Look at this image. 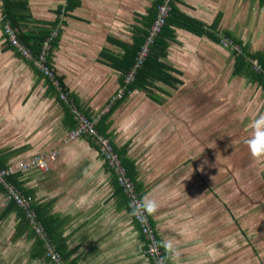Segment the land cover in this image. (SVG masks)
<instances>
[{
    "label": "crops",
    "instance_id": "obj_1",
    "mask_svg": "<svg viewBox=\"0 0 264 264\" xmlns=\"http://www.w3.org/2000/svg\"><path fill=\"white\" fill-rule=\"evenodd\" d=\"M159 1L72 0V7L64 9L63 0H0L1 79L14 69L20 77L12 97L9 85L0 82V153L7 157V166L40 152H58L47 172H20L16 182L19 192L32 197L36 213L49 223V238L65 264L151 263L143 254L138 224L113 171L88 137L67 140L74 121L66 117L59 99L61 87L71 104L94 120L96 129L98 125L104 130L116 151L124 150V157L133 162L135 183L143 192L140 199L147 197L159 205L148 215L151 225L160 242L171 240L179 250L177 264H201L206 253L198 243L202 231L196 233L185 225V212L174 203L184 174L179 166L186 151L187 124L218 117L217 102L209 101L205 110L200 99L205 92L189 100L186 90L217 91L221 81L230 107L234 91V99L241 97L243 105L264 94V86L248 78L254 73L249 64L235 75L232 51L180 21L181 26L171 28L173 39L163 61L180 73L183 83L175 88L155 83L151 96L156 100L143 90L132 91L107 112ZM173 4L179 16L209 33L228 36L245 55L264 63V0H175ZM5 11H10L18 37L31 44L47 37L53 27L59 29L46 53L57 87L8 45L2 24ZM7 122H14L15 128L11 130ZM174 138L177 141H171ZM9 203L0 189V264H51L41 241L22 224L19 208L7 211ZM210 256L206 259L211 261Z\"/></svg>",
    "mask_w": 264,
    "mask_h": 264
},
{
    "label": "rangeland",
    "instance_id": "obj_2",
    "mask_svg": "<svg viewBox=\"0 0 264 264\" xmlns=\"http://www.w3.org/2000/svg\"><path fill=\"white\" fill-rule=\"evenodd\" d=\"M13 65L11 59V69ZM14 72L3 79L0 75V82L9 85L11 97L20 79ZM220 82L217 91L186 90L189 100L205 92L200 98L202 108L209 101L217 102L218 117L217 121L187 124L186 151L179 166L184 174L176 186L174 203L185 212L187 221L183 223L197 229L196 233L202 231L198 243L206 253L201 264H264V157L253 159L244 143L251 135L252 120L264 115V94L243 105L241 97L234 99V91L230 107L226 103L229 95ZM8 125L15 128L14 122ZM209 256L211 261L206 259Z\"/></svg>",
    "mask_w": 264,
    "mask_h": 264
},
{
    "label": "built area",
    "instance_id": "obj_3",
    "mask_svg": "<svg viewBox=\"0 0 264 264\" xmlns=\"http://www.w3.org/2000/svg\"><path fill=\"white\" fill-rule=\"evenodd\" d=\"M68 0H63L62 7L65 8ZM175 0H161V3L157 6L156 17L147 30V34L144 38L143 44L137 51L135 60L130 70L124 75L123 84L125 86L131 84L135 78L136 72L143 65L150 47L154 43L155 38L160 33L161 28L165 23L171 4ZM3 32L6 37L8 45L15 50L22 58L30 61L34 68L38 70L43 76L49 79L54 86H58L53 71L46 64V53L49 49L48 41L42 44L41 51L37 57H33L30 50L23 45L19 39L16 31L11 27L9 22L3 24ZM57 30H54L51 37H54ZM219 46L228 50L240 53L241 50L238 45L234 44L231 39L225 36H219ZM250 69L258 75H261L264 79V69L253 59H247ZM125 92V87H121L117 93L111 98L110 103L122 98ZM60 100L70 107V111L74 121V127L68 132L67 140H75L82 136H86L92 142L97 149L99 155L105 161L107 167L113 171L116 182L121 188L122 194L127 198L129 211L133 220L138 224L140 234L144 241L143 254L150 261L151 264H168L162 259L163 252L159 247V240L155 229L151 225L150 217L141 211L138 207L141 199L136 193L135 186L130 178L127 176L125 169L123 168L118 154L114 151L112 144L108 138L100 134L96 129V122L89 119L85 115L76 109L71 102L67 94L60 93ZM58 152L56 150H50L35 154L25 160H19L14 164L7 165L5 168H0V186L2 187L6 201L13 202L17 208L20 209L24 218L33 232V234L41 240L44 248V255L50 261L51 264H65L60 253L55 249L51 242L47 232L43 225L39 221L37 214L33 207V200L31 196L23 195L19 190L11 183L10 177L20 172H26L28 170H37L40 172H47L50 169V165L56 160Z\"/></svg>",
    "mask_w": 264,
    "mask_h": 264
},
{
    "label": "trees",
    "instance_id": "obj_4",
    "mask_svg": "<svg viewBox=\"0 0 264 264\" xmlns=\"http://www.w3.org/2000/svg\"><path fill=\"white\" fill-rule=\"evenodd\" d=\"M160 3H161V0L158 3H156L155 6H154V8H153V11H154V19L156 17V13H157V6ZM173 3L171 4V9L169 11V14H168L167 18L165 19V23H164L163 27L161 28L160 33L157 35V37L154 40V43L150 47L149 52H148V55H147V57H146L143 65L141 66L140 69L137 70L133 82L131 84L127 85V86H125L123 84V82H121L122 87H125V92H124V95L122 96V99L126 95H128L130 92H132V91H135V90L141 91V90H143L152 99L156 100L155 97H152L151 96V94L153 93V90H151V88H155V83H160V84H163V85L168 86L170 88H175L177 85H181L183 83L181 80L178 79V75H180V73L176 69H174L171 65H168V64H166L163 61L164 58L166 57V51L168 49V41H172V39H173V31H172L171 28L174 27V26H181L180 21L185 22V23L187 22L188 24L191 25V28L194 25L196 28L199 29V31L201 32V34L203 33V34L209 35L210 38H212L217 43H219V36H217L216 33L215 34L214 33H209L208 31H206L204 29L202 30V28L198 24H193V21L189 20L188 18H185L184 16H179L178 12L174 8V4ZM70 7H72V0H68L67 1V5H66L65 8L67 9V8H70ZM10 14H11L10 11H5L4 12V15L2 16V24H4L7 21V22H9L11 24L12 27H14V25L12 24V21H14V20H12L10 18ZM154 19L150 23V26L153 23ZM54 30H57V33H56V35L54 37H51V34H52V32ZM58 34H59V29L53 27L52 30L49 31V34H48L47 37H46V35H43V36L40 37V39H38V41L37 40L34 41L33 44H31L30 42L25 41L22 38V36H19L18 39H19L20 42H22V43L25 44V46L30 50V52H31V54H32L33 57H37L39 55L40 51H41L42 44L45 41H48L49 48H51L50 45L52 46V44H54V42L56 41V38L58 37ZM146 34H147V32H144L143 38H142V40H141L138 48L136 50H134L133 58L129 61L130 63L126 67H124V69H125L124 75L130 70L131 66L133 65L134 60H135V57H136V54H137V51L139 50L140 46L143 44V41H144V38H145ZM233 43L236 44V45H238L239 48H241L238 43H236L234 41H233ZM240 50H241L240 53H237L235 51L230 50V51H232L235 54V57H236V60H237V64H236L237 66L235 67V71H234L235 72V75L238 74V71L239 70L243 69V67H245V65L248 64V62L246 61V58L247 59H252L251 56L245 55L243 53L242 49H240ZM258 62H259V65L264 69V63L261 62V61H258ZM31 65L33 67V64L32 63H31ZM253 74H251L252 77H248V78H250L252 81H256L260 85H263L264 86V79H263V77L261 75H258V74H254V75ZM124 75H123V77H124ZM251 75L248 74V76H251ZM46 80L50 83L49 85H51L52 82L49 79H46ZM122 81H123V78H122ZM61 90L63 91V93L66 94V90L65 89H63L61 87ZM120 99L114 101L113 104H111L110 107L108 108L107 112H110L114 108V106L120 101ZM63 105H64L63 108L65 110L66 117L70 119V122H72L73 117H72V114H71V111H70V107L68 105H66V104H63ZM97 130L99 132H101L103 135L107 136L106 134H104V132H103L104 130H102V129H101V131L99 130L98 125H97ZM112 146H113L114 151H116V149L114 148V145L113 144H112ZM116 152L119 155L120 161H121L123 167L125 168V170L127 172V175L135 183V175H136L135 173L136 172L134 170L133 162L131 160L126 159L124 157V150H121V153L118 152V151H116ZM16 153H18V152L15 151L12 154H16ZM8 159H9V157H8ZM6 161H7V157H4L0 153V168L7 167V166H5L6 163H7ZM18 175L19 174L17 173L14 176H12V177L9 178V180L11 181V183L16 188H18V184L16 182V179L18 178ZM135 188H136L137 192L140 195V196L138 195L139 198L142 197L143 196V192H142L141 186L139 184L135 183ZM0 189L3 191V189H2L1 186H0ZM8 207L9 208L7 209V211H10L11 209L16 208V205L13 202H10L9 205H8ZM20 212L21 211H19V213ZM37 217H38L39 221L41 222V224L43 225L45 231L48 233V236L50 235L49 237H52V235L50 234V231H49V223L47 221H45L41 217V215L39 213L37 214ZM20 219L22 221V224L28 226V224H27V222H26V220H25L24 215L22 214V212L20 213ZM159 243H160V241H159ZM161 250H162L163 256H164L165 255L164 249L161 248ZM62 256H63L64 259H66L67 256H68V254L67 255L66 254H62ZM68 264H72V262L71 263H68Z\"/></svg>",
    "mask_w": 264,
    "mask_h": 264
},
{
    "label": "clouds",
    "instance_id": "obj_5",
    "mask_svg": "<svg viewBox=\"0 0 264 264\" xmlns=\"http://www.w3.org/2000/svg\"><path fill=\"white\" fill-rule=\"evenodd\" d=\"M245 145L253 159L264 157V115H258L251 122V135L244 140ZM139 209L147 215H152L158 210V203L155 200L143 198L139 205ZM159 247L164 249L165 262L171 261L177 264L180 256L179 250L171 240H164L159 243Z\"/></svg>",
    "mask_w": 264,
    "mask_h": 264
}]
</instances>
